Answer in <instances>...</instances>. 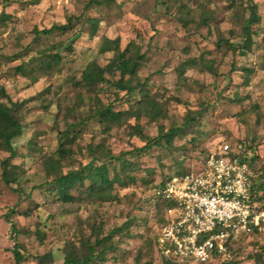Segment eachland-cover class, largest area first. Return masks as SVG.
<instances>
[{
  "label": "rangeland",
  "instance_id": "rangeland-1",
  "mask_svg": "<svg viewBox=\"0 0 264 264\" xmlns=\"http://www.w3.org/2000/svg\"><path fill=\"white\" fill-rule=\"evenodd\" d=\"M249 2L255 3L259 16L251 24L250 48L241 54L240 48L217 47L219 37L241 44V24L249 15ZM179 3L184 5L181 11ZM2 8L10 18L0 24V85L13 101L22 103L23 131L13 140L16 155L12 159L20 167L17 187L21 190L0 179V264H13L15 241L25 263L33 264L35 255L50 251L52 264H60L64 248L74 243L79 249L78 239L93 237L96 227L99 236L121 227L110 236L115 248L106 252V263L117 256V264H164L153 252L160 216L151 193L155 183L178 170L199 169L216 143L237 139L253 147L255 166L264 172V0H0ZM207 15L211 18L204 24L201 20ZM89 17L99 19L94 35L89 32ZM68 18L66 29L37 32ZM104 36L119 37L121 47L133 40L144 53L139 78L160 104V116L122 118L108 128L88 116L95 97L103 103L114 101L116 109L135 107L134 98L127 100L109 75V82L92 90L77 84L90 60L102 64L110 57L111 52H99ZM49 48L61 54L52 72L36 71L34 82L14 73L17 64L29 68ZM202 52L213 59L216 73L194 66L185 71V81L179 80L180 61ZM245 67L251 69L247 84ZM68 124L79 132L73 142L66 143L71 151L62 171L85 163L92 149L102 147L130 163L126 172L134 181L116 184L112 198L104 202L84 197L63 203L37 188L50 178L43 157L56 153L58 136ZM170 129L175 134L167 144L165 133ZM153 137L157 143H152ZM6 155L0 150V160ZM13 206L19 213L10 220L27 234L11 232L3 214ZM27 210L28 215L21 214ZM36 230L44 234L42 240ZM205 264L220 262L212 259ZM228 264H264V227L234 244Z\"/></svg>",
  "mask_w": 264,
  "mask_h": 264
},
{
  "label": "trees",
  "instance_id": "trees-1",
  "mask_svg": "<svg viewBox=\"0 0 264 264\" xmlns=\"http://www.w3.org/2000/svg\"><path fill=\"white\" fill-rule=\"evenodd\" d=\"M184 5L179 3L178 7L181 8ZM249 8L248 17L244 18L241 24L242 42L240 45L231 43L225 38L219 37L216 41V46L221 47L223 45L228 46L232 51L239 49V52L243 54L245 50L249 49L252 44V30L251 24L257 22L259 19L256 11V5L253 2L247 4ZM10 18V14L5 12L3 8L0 10V24H5ZM211 18L210 15L202 17V23H207ZM71 18H68L65 23L53 24L48 28L40 29L37 32L49 34L54 28L66 29L69 25ZM89 23V32L94 35L99 19L96 17L87 18ZM68 49H71V45H66ZM99 52H111L110 57L106 62L100 64L95 59L90 60L85 67L81 70L79 80L77 84L85 87L87 90H92L98 87V84L109 82L106 75L111 76L110 81L117 90H123L124 95L128 98L127 100L134 98L133 103L135 107L131 105L127 108L116 109L113 104L114 101H108L103 103L101 99L95 97V105L91 108L88 116L97 118L98 122L104 127L108 128L112 124H117L122 118L135 117L139 118L141 115H145L152 120L161 115L160 104L150 96L148 90L145 88V80L141 81L138 74V68L140 63L144 60V53L140 52L139 46L133 41H128L124 46L121 47L119 37H107L104 36L99 44ZM37 57L38 60L33 66L27 67L26 64L19 63L14 68L15 74H20L27 77L32 82L36 81V71L41 73H50L56 68L61 60V54L55 50L43 49ZM32 61V60H31ZM30 61V62H31ZM28 62V63H30ZM198 66L202 70H206L212 74L216 73L214 61L211 58H206L203 52L198 57L187 56L176 66L177 77L179 80L185 81V71L188 68ZM245 79L244 82L247 84L249 81V72L251 69L248 67L244 68ZM117 98V96L115 97ZM114 98V99H115ZM79 99L82 96L79 95ZM22 103L13 101L4 87L0 85V150L6 151L7 155L0 160V179L7 186H12L13 190L19 192L21 190L17 187L19 178L21 176L19 164L12 161L16 155V149L13 145V140L20 136L23 131L22 115H21ZM75 125L68 124L64 130L58 136V145L56 153L45 155L43 158L44 169L49 179L44 180L37 188L45 190L47 194L60 200L63 203L80 201L84 197L91 199V201L104 202L112 198V191L116 184H121L124 180L134 181V177L126 172L130 163L121 157V155H114L110 151L92 149L90 158L85 163H79L78 167L62 171V165L64 160L70 157V147L66 146V143H71L75 140L77 131H74ZM136 130L140 132L137 125ZM166 132L165 142L171 144L172 136L175 131ZM70 131L73 134L70 135ZM168 134L170 136H168ZM152 143H157V138L153 137ZM231 143V142H230ZM147 144V143H146ZM235 149V154L242 160H245L253 171L252 176V187L255 191L254 200L258 202V207L264 206V178L262 167H256L255 162L257 155L252 151L251 145H242L237 141L231 143ZM240 145V146H238ZM118 162V165L113 163ZM118 166V168L116 167ZM188 171V170H187ZM185 170H178L174 175L184 174ZM172 177V175L162 178L160 181L155 183L152 188V197L154 207L158 210L159 226L167 220L166 209L170 206L168 201L162 199L160 195L156 193L158 188H161L164 182ZM24 183L28 185V181ZM16 185V186H15ZM75 193V194H74ZM19 213L15 206L10 207L3 216L7 221H10L11 232L15 234L25 233L28 230H20L16 227L15 223L10 220V216ZM30 211H23L21 214L28 215ZM259 226L264 227V220H261ZM159 228V227H158ZM121 227L112 229L107 234L99 236L97 233L100 231L99 227L93 230V237L79 238L78 243L80 248L76 247L74 243H70L67 248H64L63 260L60 264H117V256H113V262L106 263V252L113 250L115 245L110 241L112 233L118 232ZM259 231L258 226H254L249 233H242L236 240H234L229 248L233 252L234 244L242 237L255 234ZM36 236L42 240L44 234L40 231H35ZM155 236L153 238V252H155ZM13 264H27L25 263V255L20 250V244L15 241L12 248ZM36 262L33 264H52L53 256L50 251L43 254L35 255ZM232 258V257H231ZM223 259L218 260L220 264H228L231 260ZM161 261L164 264L176 263L175 260L170 258H162ZM197 264H205V262L193 261Z\"/></svg>",
  "mask_w": 264,
  "mask_h": 264
},
{
  "label": "built area",
  "instance_id": "built-area-1",
  "mask_svg": "<svg viewBox=\"0 0 264 264\" xmlns=\"http://www.w3.org/2000/svg\"><path fill=\"white\" fill-rule=\"evenodd\" d=\"M240 146V145H238ZM233 145L221 141L199 169L168 178L156 193L170 203L155 236V252L176 262L232 257L229 245L264 220L252 187L253 171Z\"/></svg>",
  "mask_w": 264,
  "mask_h": 264
}]
</instances>
